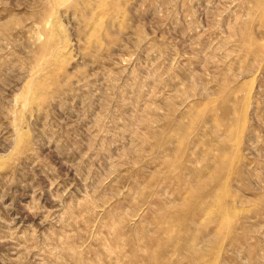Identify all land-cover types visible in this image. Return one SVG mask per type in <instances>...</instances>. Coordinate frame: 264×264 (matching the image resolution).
<instances>
[{"label": "rangeland", "instance_id": "rangeland-1", "mask_svg": "<svg viewBox=\"0 0 264 264\" xmlns=\"http://www.w3.org/2000/svg\"><path fill=\"white\" fill-rule=\"evenodd\" d=\"M0 264H264V0H0Z\"/></svg>", "mask_w": 264, "mask_h": 264}]
</instances>
